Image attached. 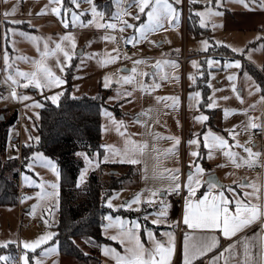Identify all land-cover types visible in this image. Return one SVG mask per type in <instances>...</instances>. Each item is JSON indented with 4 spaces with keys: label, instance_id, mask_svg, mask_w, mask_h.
<instances>
[{
    "label": "rangeland",
    "instance_id": "1",
    "mask_svg": "<svg viewBox=\"0 0 264 264\" xmlns=\"http://www.w3.org/2000/svg\"><path fill=\"white\" fill-rule=\"evenodd\" d=\"M169 3L178 10V18L171 23L163 21V27L142 38L134 28L121 23L123 20L139 27L147 21L133 0H91V3L78 0V7L71 0H62L59 16L52 13L51 8L57 5L50 0H0V132L5 134L0 166L11 168L16 164L18 171L17 204L0 205V256L9 258L7 264H24L21 260L24 256L28 264H37V261L39 264H98L94 252L98 244L92 245L87 239L76 243L91 256L88 263L60 255L55 227L59 219L61 172L55 160L36 148L42 107L47 102L57 105L69 88L72 98L104 99L102 147L110 158L116 151L146 145L141 151L144 163L135 166L139 173L137 180L129 169L122 168L116 173L125 175L122 177L127 180L118 189H132L128 195H132V200L148 190L172 193L176 183L187 189L189 171L196 174L197 165L205 170L199 177L201 184L211 169L220 181L242 183V178H235L236 166L252 157L245 148L251 151L253 143L264 141V94L254 76H260L264 82V0H245L243 4L237 0H220L219 4L216 0H179V3L169 0ZM93 5L102 16H93ZM42 9L44 14H40ZM64 9L69 10L67 15ZM209 9L221 15L208 14ZM72 11L78 15L74 27ZM6 12L10 14L6 16ZM201 12L205 13L203 26L197 15ZM138 14L139 20L135 19ZM90 20L92 24H88ZM65 22L68 27L64 26ZM81 22L85 26H80ZM98 23L116 24L114 30L131 47L133 57H120L114 45L115 36L101 32L104 27H96ZM66 34L74 37V50L69 41L61 40ZM106 36L114 40L104 39ZM204 41L208 42L207 50H204ZM58 43L70 51L71 61H65L62 52L43 61L63 83L40 89L32 85L24 87L26 81L17 72L34 71L33 62L42 59L45 45L55 50ZM5 53L9 58L7 68ZM110 58L115 59L104 63ZM209 59L214 61L211 66L207 63ZM138 60L142 63L134 64ZM158 61L161 62L159 69L155 68ZM234 61H239L240 66L236 67ZM105 77L109 78L107 88ZM124 77H132V82H124ZM53 96L55 102L51 99ZM225 110H228L227 116ZM19 114L25 117L20 130L14 128ZM198 116L207 119L198 121L195 119ZM209 133L222 137L231 146L235 163L224 154L228 149L213 145L211 137L209 147H205V135ZM190 140H197L198 144H190ZM193 151L198 153L196 157L191 155ZM23 152L29 154L27 161L23 160ZM76 157L82 162L78 186L84 187L93 172L97 173L102 191L113 180L118 181L112 176L117 166L102 163L103 156L97 151L89 154L80 150ZM182 167L185 182L180 173ZM177 169L178 172L174 171ZM228 175L230 179L225 177ZM116 190L105 205L118 203L120 194L127 193ZM159 202L166 205L169 200ZM49 233L53 234L51 238L34 250L24 247L25 242L31 243Z\"/></svg>",
    "mask_w": 264,
    "mask_h": 264
},
{
    "label": "snow or ice",
    "instance_id": "2",
    "mask_svg": "<svg viewBox=\"0 0 264 264\" xmlns=\"http://www.w3.org/2000/svg\"><path fill=\"white\" fill-rule=\"evenodd\" d=\"M51 3L57 5L56 7H52L51 11L53 14L60 15L61 8H62V0H50ZM73 4H75L77 7L78 0H71ZM89 3H91V0H88ZM134 3L137 4L139 13L145 14L147 16V21L145 23L140 24L139 27H136L135 25L128 24L127 21L121 20V23L124 27H130L134 28L137 33H139L140 37H146L147 33L154 31L158 28L163 27V21L167 20L170 23L178 18V10L173 6L172 3H169V0H133ZM176 3H179V0H175ZM239 3H245V0H237ZM216 3L219 4L220 0H216ZM247 7V4H245ZM147 10V11H146ZM65 14H68L67 9H64ZM10 13L6 12L5 15H9ZM40 14H44V10H41ZM71 23L72 26H76L78 15L76 12L72 11L71 13ZM92 14L93 16H102V13H99L96 9V7L93 5L92 7ZM208 14L210 15H221L219 12H211V10H208ZM82 15V13H81ZM198 16L201 17V25H204V19L205 13H197ZM119 18V17H118ZM135 19L139 20L140 15H136ZM93 21H88V24H92ZM65 27H68V23H64ZM80 26H85L82 22ZM109 27L112 29H115L117 27L116 24H103L98 23L96 24V27ZM124 27L120 28V31L124 30ZM106 40H114V37L106 36L104 37ZM135 39V37L133 38ZM62 41L66 40L69 41L71 45V49H75V39L69 34H66L61 38ZM128 43H132V40H128ZM205 45L204 50H207V41L202 42ZM232 51H238L237 49H232ZM56 52H62L63 57L65 61H71L72 54L70 51L65 50L61 44H57L55 50H49L47 45H45V51L42 53V59L40 61H34L33 63L36 64V69L32 71L31 73H23V72H17V75L23 77L26 81L24 84V87H28L29 85L34 86L35 88H44L46 86H50L53 83L60 84L63 83V81L54 75V73L44 64L43 58H46L48 56L54 55ZM115 58H110L109 60L105 61L104 63L113 62ZM8 55L5 53L4 55V62L5 66L7 68L8 66ZM59 63V62H58ZM142 61H135L134 64H140ZM168 63V62H165ZM209 66H211L214 61L209 59L207 61ZM236 67L240 66L239 61L233 62ZM193 65H196V62L193 61ZM161 67V62H157L155 65V68L159 69ZM63 70V68H61ZM132 72H136V68L134 67L132 69ZM166 78V77H165ZM192 79V77H189ZM11 79V76L9 77ZM178 79V78H177ZM229 79H233V77H229ZM124 82L130 83L132 82V77H124ZM15 83V81H13ZM104 86L107 88L109 86V78L105 77V84ZM158 87V85H157ZM127 95H130V93H127ZM200 93H195V96H199ZM13 98H16V93H12ZM21 99H29L28 97H20ZM53 102H55L56 97H51ZM39 106V105H36ZM209 107H212V105H209ZM106 115H110L108 113H105ZM228 110H225V115L227 116ZM196 120L202 121L207 119V117L204 116H198L195 117ZM251 127H256L255 124H251ZM209 137H211V142L213 145L218 146L219 148L228 149L225 151V155L229 158L233 159V163H235V153L231 152L230 147L227 142L222 138L215 136L211 133L205 135V147H209ZM38 139V138H37ZM169 139H176L174 137H169ZM179 141L177 140V143ZM133 143V142H129ZM190 144H198L197 140H190ZM239 147L240 145H236ZM146 145H139L134 146L131 151H142ZM171 151V150H169ZM246 152H249V156L258 155L251 153L250 149L245 148ZM119 154V153H115ZM39 155V154H35ZM193 157H196L198 153L196 151H193L191 153ZM209 158H211V152L209 153ZM105 159H108L106 156ZM121 163H130V164H136L139 161L135 158H133L131 155H128L126 152L124 156L122 157ZM48 165L53 168V171H55L54 165H52L51 161H48ZM31 165H29L30 167ZM178 172L177 170H174ZM204 169L200 167L199 165L196 166V174L192 175L190 174L188 177V182L185 185L188 191V196L184 198V213H183V223L188 226L189 229H199L202 230V234L197 237L190 238L189 234L185 235L184 238V264H192V260L196 259L198 256H202L205 253L211 251L214 247L218 244V238L214 234L216 230H219L222 235L225 238H230L234 236L238 231H241L248 225L254 223L257 220L264 219V206L260 204H250L246 203L240 199H237L235 201V211H230L229 204L231 201H229L223 193H219L218 195H213L211 198L209 197L208 193H205L203 198H200L198 200H193L192 197L195 196L196 189L201 186V180L199 179L200 176L204 174ZM83 175V173H81ZM174 180L176 179L175 176L172 177ZM27 179V178H26ZM207 184V187L211 191L212 189H215L219 187L216 182L212 179H209L205 181ZM242 187H245L247 185H241ZM53 188L56 187V185H52ZM180 184L176 183L174 188L172 189L173 192L176 194H179L180 192ZM158 195L157 192H152L151 197H156ZM251 194L245 193V196H249ZM258 199V197H257ZM141 197L140 194H137L134 199L131 202H126L124 206H130V204H140ZM153 200L149 198L147 203L151 204ZM35 207V206H33ZM108 207H113L111 202H109ZM168 205L161 203V208L166 209ZM157 217H166L167 212L161 211L156 214ZM109 221H111L113 218L111 216L106 217ZM117 221H119L120 225V234L118 236H112L111 239H119L121 244H124L125 241H127V247L125 248V254L121 255L115 251V249H106V254L112 255L115 259L117 264H170V259L174 253L175 249V243H174V237L172 233H164L168 237L167 243H163L161 241H158L155 239V236L152 232H147L148 240L152 244L151 249H147L144 247V244L141 242L140 237L138 235V229L139 224H134L133 227L125 228L124 222L120 221V218H116ZM160 220L156 219L153 220V223H159ZM112 225H105V228L111 227ZM53 234L49 233L46 235H42L35 241L29 243L25 242L24 247L26 249H35L36 247L40 246L42 243L46 242L48 239L51 238ZM191 241V242H190ZM6 246V245H4ZM256 247L260 250V254L257 256H253L251 252V248ZM234 245H229L227 249H225V252L228 253V256L225 257V264H233V257L236 255V253L233 251ZM224 253L220 254V257H223ZM220 257H215L213 259L212 264H217V261L220 259ZM264 258V235H257L254 237L252 241H245L244 242V253H243V259L242 261H237L236 264H261V260ZM8 257L0 256V261H3L4 264H7ZM21 260L24 262V264H28L27 257H21ZM37 264H39V261H37Z\"/></svg>",
    "mask_w": 264,
    "mask_h": 264
},
{
    "label": "trees",
    "instance_id": "3",
    "mask_svg": "<svg viewBox=\"0 0 264 264\" xmlns=\"http://www.w3.org/2000/svg\"><path fill=\"white\" fill-rule=\"evenodd\" d=\"M264 94V82L260 76L254 75ZM70 88L57 105L47 102L41 109L40 122L37 125L39 143L37 149L42 150L58 164L61 172L59 194V219L55 227V239L62 256L76 261L87 262L91 256L85 254L77 245V240H89V243H106L102 235L108 210L105 202L114 190L123 186L126 177L116 174L119 169H129L136 173L134 166L116 165L113 180L102 191L96 172L90 174L85 186H78V178L82 162L76 157L80 150L89 154L98 152L103 156L101 137V108L104 99L100 97L72 98ZM5 134L0 132V153L4 149ZM32 153H30L31 155ZM29 154L23 152V160ZM17 165L0 166V205L14 206L18 201ZM93 261V260H92Z\"/></svg>",
    "mask_w": 264,
    "mask_h": 264
},
{
    "label": "crops",
    "instance_id": "4",
    "mask_svg": "<svg viewBox=\"0 0 264 264\" xmlns=\"http://www.w3.org/2000/svg\"><path fill=\"white\" fill-rule=\"evenodd\" d=\"M262 134V131L260 132ZM263 135V134H262ZM262 144L264 145V141L253 143L251 153L260 154L262 149ZM131 155L133 158L137 159L139 162L136 164L130 163H121V159L125 153ZM117 154H111V158L107 155V153L103 154L101 158V162L109 165H126V166H134L144 163V156L141 151L133 152L130 149L125 150L123 152H115ZM258 155H253L251 158H247L241 160V163L236 166V177H240L243 179L242 183H226L224 181H219L222 183V186H219L211 191L207 187L206 183L201 184L200 187L196 189L195 196L192 197L193 200H198L203 198L205 193H208L209 197L213 195H218L219 193H223V195L231 201L229 204L230 211H235V201L240 199L246 203L250 204H260L264 206V166L261 171L257 173H249L247 171L239 172L237 170L238 167H250L256 165V158ZM108 159H105V157ZM99 163V161L97 162ZM205 164H207V159L205 160ZM99 165V164H97ZM138 169V168H136ZM181 170L182 182L186 181V173ZM163 166L161 168V173H163ZM189 174L191 172L189 171ZM210 174H215L214 170L211 169L206 172V176ZM217 175V174H216ZM136 180L139 178V173L136 175ZM218 176V175H217ZM230 179L231 177L225 176ZM127 180V179H126ZM125 180V181H126ZM181 182V183H182ZM241 185H247L242 187ZM183 187V186H182ZM181 187V188H182ZM180 188V189H181ZM184 189V188H183ZM116 191H127V193L120 194V201L118 203H113V207H108L107 209L112 211V213H107L105 216L104 226L111 224V227L105 228L103 226L102 235L108 240L106 243H101L94 249V252L97 253L98 264H117L116 259L109 254H106V249H115V251L121 255L125 254V248L128 246L127 241L124 244L120 243L119 239H111L112 236H118L120 234V225L119 221L116 220L117 217L120 218V221L124 222L125 228L133 227L134 224H139L138 235L140 237L141 242L144 244V247L147 249L152 248L151 242L148 240L147 232H152L155 236V239L161 241L163 243H167L168 237L164 235V233H172L174 237L175 249L174 253L170 259V264H184V238L186 234H189L190 238L197 237L202 234V230L199 229H189L187 225L183 223V213H184V201L183 203H179L176 201L167 202L168 207L166 209L161 208V202L168 199L164 196V193L158 194L156 197H151L152 192H156L157 190H151V192L145 191L144 194L140 195L141 202L140 204H130V206H124L126 202H131L132 195L128 196L130 192L133 190H124L118 189ZM185 191V197L188 196L187 189ZM115 191H113L114 193ZM112 193V194H113ZM245 193H249L251 195L245 196ZM111 194V195H112ZM135 195V194H133ZM258 197V199H257ZM109 198V197H108ZM151 198L153 202L151 204L147 203V201ZM108 200V199H107ZM161 211H166V217H157V213ZM111 216L113 219L109 221L106 217ZM159 219V223H153V220ZM179 226H181V231L179 232ZM214 234L218 238V244L211 251L205 253L202 256H198L196 259L192 260V264H212L213 259L215 257H220L221 253H224L223 257L217 261V264H225V257L228 256V253L225 252V249L228 248L229 245H234L233 251L236 255L233 257V264H236L237 261H242L243 253H244V242L252 241L254 237L257 235H264V219H260L255 221L254 223L248 225L241 231H238L234 236L230 238H225L219 230H216ZM191 242V241H190ZM251 252L253 256H257L260 254V250L256 247L251 248ZM61 255V254H60ZM70 259V258H68ZM261 264H264V258L261 260Z\"/></svg>",
    "mask_w": 264,
    "mask_h": 264
},
{
    "label": "built area",
    "instance_id": "5",
    "mask_svg": "<svg viewBox=\"0 0 264 264\" xmlns=\"http://www.w3.org/2000/svg\"><path fill=\"white\" fill-rule=\"evenodd\" d=\"M101 32L111 33L115 36L114 45H115V48H116L117 52L119 53L120 57H122V58H126V57L132 58L133 57V54L131 53V47L125 43L124 39L122 38V36L120 35V33L118 31L105 26L104 29L101 30ZM24 119H25L24 115L19 114L17 119L15 120L14 128L19 129V130L22 129ZM261 138H262V136H261ZM263 166H264V145L262 144L261 152L256 157V165L250 166V167H245V168L238 167L237 170L239 172L247 171L249 173H257V172L262 170ZM164 196L170 201H176L179 203H183L184 198H185V191L182 187L180 189L179 194H176L175 192H172V193L166 192V193H164ZM180 231H181V226H179V232Z\"/></svg>",
    "mask_w": 264,
    "mask_h": 264
},
{
    "label": "water",
    "instance_id": "6",
    "mask_svg": "<svg viewBox=\"0 0 264 264\" xmlns=\"http://www.w3.org/2000/svg\"><path fill=\"white\" fill-rule=\"evenodd\" d=\"M1 119H2V117H1ZM209 179L214 180L218 186H222V183L219 181L218 176L216 174L208 175L207 178H206V181L209 180Z\"/></svg>",
    "mask_w": 264,
    "mask_h": 264
}]
</instances>
